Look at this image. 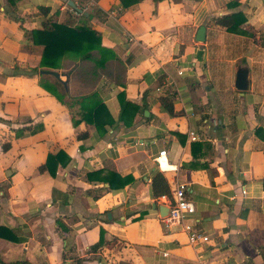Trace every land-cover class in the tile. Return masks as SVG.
Instances as JSON below:
<instances>
[{"label":"crops","instance_id":"obj_1","mask_svg":"<svg viewBox=\"0 0 264 264\" xmlns=\"http://www.w3.org/2000/svg\"><path fill=\"white\" fill-rule=\"evenodd\" d=\"M69 1L91 13L119 62L94 83L80 80L70 58L55 70L70 97L98 92L114 120L103 136L74 126L41 77L12 75L41 58L25 30L78 21ZM236 13L242 34L215 23ZM239 66L248 68L244 92L234 88ZM121 91L139 108L125 121ZM165 96L173 115L161 107ZM60 151L67 163L54 177L41 172ZM113 172L132 182L110 189ZM156 172L168 196L153 198ZM178 182L206 243L191 246L164 225L159 209ZM0 264H264V0H143L127 9L119 0H0Z\"/></svg>","mask_w":264,"mask_h":264},{"label":"trees","instance_id":"obj_2","mask_svg":"<svg viewBox=\"0 0 264 264\" xmlns=\"http://www.w3.org/2000/svg\"><path fill=\"white\" fill-rule=\"evenodd\" d=\"M119 1L122 8L127 9L143 0ZM37 9L41 15L46 16L49 13L48 7L39 6ZM78 17L79 19L75 24L45 20L39 29L25 30L26 38L30 43L42 46L41 58L38 65L33 68L26 69L15 65L12 75L41 77L40 86L69 109L74 126L84 123L94 127L95 131L103 136L107 127L113 126L114 120L97 91L72 98L68 95L66 86L56 80L51 83L39 73L40 70H59L62 59L67 57L81 65L78 76L82 82L94 83L102 74L106 73L110 64L119 63L113 51L102 46L100 34L91 26V13L85 16L82 12L79 13ZM245 21L242 14L236 13L221 16L216 19L215 23L224 27L229 33L242 34L244 31L240 27ZM117 97L120 104L119 120L125 121L129 115L132 118L139 108L126 100L123 91L119 92ZM161 107L169 115L174 114L172 101L168 96L161 98ZM86 136L87 133H81L77 135V138L83 139ZM3 148L6 149L7 146H3ZM67 161L68 157L61 151L56 154H48L45 163L39 170L41 172L47 171L54 177L58 165L64 166ZM106 181L110 189H117L131 183L132 177H121L113 172L110 173ZM151 190L153 198L170 194L167 181L160 172L154 173Z\"/></svg>","mask_w":264,"mask_h":264},{"label":"built area","instance_id":"obj_3","mask_svg":"<svg viewBox=\"0 0 264 264\" xmlns=\"http://www.w3.org/2000/svg\"><path fill=\"white\" fill-rule=\"evenodd\" d=\"M194 136L192 132L189 133L190 138L194 139ZM164 153L160 152V156L164 155ZM159 168L163 171L168 170L167 167H163L162 165H159ZM242 194H245L244 190H242ZM167 208L168 213L163 217V222L166 227H179L187 236L188 244L191 246L208 242V236L188 222V216L194 212V205L185 195L184 183L178 182L174 184L173 199L169 202Z\"/></svg>","mask_w":264,"mask_h":264},{"label":"water","instance_id":"obj_4","mask_svg":"<svg viewBox=\"0 0 264 264\" xmlns=\"http://www.w3.org/2000/svg\"><path fill=\"white\" fill-rule=\"evenodd\" d=\"M68 5L76 10L78 13H82V10L78 8L76 5H74L71 1L68 2ZM85 16H87L86 12H83ZM205 39V28L200 27L196 33V41L198 42H203ZM39 73L41 75L45 76H51L53 77L56 81L62 83L64 86H66V82L62 81L60 78V74L56 71L53 70H40ZM234 88L238 91L244 92L248 90L249 88V79H248V68L247 67H242L239 66L236 70V75H235V80H234ZM160 215L162 217H165L168 213V208H160ZM165 213V215H164Z\"/></svg>","mask_w":264,"mask_h":264},{"label":"rangeland","instance_id":"obj_5","mask_svg":"<svg viewBox=\"0 0 264 264\" xmlns=\"http://www.w3.org/2000/svg\"><path fill=\"white\" fill-rule=\"evenodd\" d=\"M48 81V80H47Z\"/></svg>","mask_w":264,"mask_h":264}]
</instances>
